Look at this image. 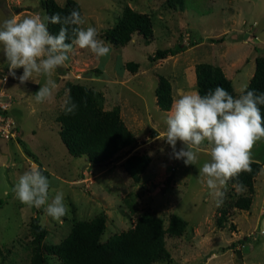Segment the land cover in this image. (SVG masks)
Returning a JSON list of instances; mask_svg holds the SVG:
<instances>
[{
	"label": "rangeland",
	"instance_id": "1",
	"mask_svg": "<svg viewBox=\"0 0 264 264\" xmlns=\"http://www.w3.org/2000/svg\"><path fill=\"white\" fill-rule=\"evenodd\" d=\"M55 1L64 5L66 0ZM76 1L86 20L83 27H94L98 39L111 50L106 57L97 58L74 46L69 60L60 67L62 71L57 68L51 77L58 84L51 101L37 104L34 99L45 77L34 76L19 84L8 75V65L0 54V81L7 76L0 90L6 99L11 98L9 114L17 126L16 137H0V264H31L35 244L30 223L37 211L45 229L39 247L47 264H61L52 247L67 236L75 221H91L104 214V242L133 227L142 212L161 218L164 226L173 213L188 222L180 236L166 237L170 256L152 264H264V174L260 171L252 190L246 188L240 194L229 182L226 197L218 205L199 175L198 169L210 159L207 151L202 149L195 165L173 157L163 135L171 108L160 110L154 94L160 75L171 83L172 102L182 92L197 91L195 65L206 62L220 66L236 96L240 95L255 66L258 54L254 47L264 48V0H184L183 6L175 9L169 8L166 0ZM126 5L151 18L149 44L137 32L123 47H114L104 39V32ZM33 14L44 17L40 0H0V23ZM176 44L183 46L179 53L150 59L157 49ZM129 61L138 67L129 70ZM22 72L17 69L16 75ZM72 83L100 92L104 109L119 106L121 118L136 137L135 144L118 151L113 161L91 164L84 155L69 154L61 141L58 116L65 89ZM18 139L37 157L36 162L24 153ZM181 147L178 141L176 149ZM135 153L150 157L138 182L122 165ZM252 156L264 168V139L255 144ZM39 164L51 182L49 202L57 192L64 194L68 212L60 220L47 216L43 207L22 204L13 192L19 177ZM242 196L250 197L249 209L234 206ZM222 211L227 213L218 226ZM236 250L241 257H236Z\"/></svg>",
	"mask_w": 264,
	"mask_h": 264
},
{
	"label": "clouds",
	"instance_id": "2",
	"mask_svg": "<svg viewBox=\"0 0 264 264\" xmlns=\"http://www.w3.org/2000/svg\"><path fill=\"white\" fill-rule=\"evenodd\" d=\"M86 23L84 16L73 9L61 17L59 13L43 18L33 14L18 18L13 16L0 23V54L8 65V75L23 85L34 76L45 77V82L33 94L37 104L49 102L58 88L52 75L69 60L74 46L87 49L97 58L106 57L110 46L98 39L97 30ZM61 24L58 34H52L48 25ZM69 28L74 37L69 41ZM17 69H23L16 75ZM7 76L0 83H6ZM238 97H234L222 86L210 89L201 95L199 91H186L174 98L165 120V141L172 148L173 157L183 160L185 165H195L198 154L206 150L210 159L198 169L207 184L210 195L217 204L226 197L230 181L238 194L246 191L239 181L242 173H251L254 163L252 150L264 139V92L248 90L244 85ZM66 115L75 114L78 109L71 97V90L65 89L61 105ZM159 139V136L157 137ZM183 147L176 149L177 142ZM261 173L264 174V168ZM50 180L38 166L25 171L13 188L16 198L24 205L41 209L54 220L64 217L68 208L64 194L57 192L49 202Z\"/></svg>",
	"mask_w": 264,
	"mask_h": 264
},
{
	"label": "trees",
	"instance_id": "3",
	"mask_svg": "<svg viewBox=\"0 0 264 264\" xmlns=\"http://www.w3.org/2000/svg\"><path fill=\"white\" fill-rule=\"evenodd\" d=\"M184 0H166L169 8L183 6ZM40 7L44 16L59 13L64 17L75 9L80 12V4L76 0H66L64 5L55 0H40ZM61 24H49V31L58 34ZM137 32L149 44L153 36L152 21L146 13H140L128 5L124 6L121 15L115 24L104 32V39L114 47H123L130 40L133 33ZM74 37L69 28V41ZM211 41L215 40L211 38ZM196 42L192 43L195 44ZM183 50L181 44L172 48L157 49L151 60L164 59ZM257 52L255 68L248 83V90H256L257 94L264 92V48L254 47ZM129 70H135L138 63L129 61L126 63ZM59 71L62 68L59 67ZM59 72V73H60ZM196 87L201 95L217 86H222L231 95L235 96L232 83L226 77L218 65L199 62L195 65ZM71 97L78 105L75 114L66 115L62 110L58 116L60 123L59 136L69 154L75 157L86 156L91 164H102L113 161L115 154L122 148L135 144L136 137L126 126L120 115V107L104 109L103 95L80 83L68 85ZM156 104L162 111H168L172 105L171 83L159 76L154 91ZM264 115V105L260 106ZM25 154L36 162L37 157L26 147L21 139H18ZM254 160V159H253ZM150 162L146 153H135L122 162L124 170L133 181L138 182L140 175L145 171ZM263 163L254 160L251 173H242L239 181L251 191L256 176L262 169ZM44 175L47 172L38 165ZM170 175L168 180L171 179ZM236 181H230L235 183ZM251 199L242 196L235 200L234 206L239 209H249ZM1 204V200H0ZM223 213L217 218L216 224L222 226ZM39 211L32 218L30 227L34 236V251L31 264H47L46 258L40 249V241L45 235V229L41 227ZM106 216L98 215L91 221H75L70 232L58 244L52 247L53 254L61 264H152L160 259L170 256L166 247V237H178L186 229L188 222L178 214H171L167 226L159 217H154L147 212L138 215L133 227L114 234L106 241H101L105 230ZM247 238H244L246 240ZM236 257H241L240 250L235 251Z\"/></svg>",
	"mask_w": 264,
	"mask_h": 264
},
{
	"label": "built area",
	"instance_id": "4",
	"mask_svg": "<svg viewBox=\"0 0 264 264\" xmlns=\"http://www.w3.org/2000/svg\"><path fill=\"white\" fill-rule=\"evenodd\" d=\"M11 98H5V92L0 90V137H16L17 126L13 117L9 114Z\"/></svg>",
	"mask_w": 264,
	"mask_h": 264
},
{
	"label": "crops",
	"instance_id": "5",
	"mask_svg": "<svg viewBox=\"0 0 264 264\" xmlns=\"http://www.w3.org/2000/svg\"><path fill=\"white\" fill-rule=\"evenodd\" d=\"M254 68H255V66H254ZM253 73H254V69L252 68L251 70H250V73H249V76H248V80H250V78L252 77V75H253ZM248 83H249V81H248ZM248 85V84H247ZM235 96H236V93H235ZM239 96V95H238ZM238 96H236V97H238ZM254 160H257V159H254Z\"/></svg>",
	"mask_w": 264,
	"mask_h": 264
}]
</instances>
